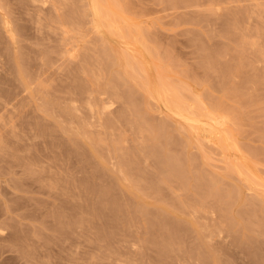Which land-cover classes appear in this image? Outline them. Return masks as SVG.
Instances as JSON below:
<instances>
[{"label": "rangeland", "instance_id": "rangeland-1", "mask_svg": "<svg viewBox=\"0 0 264 264\" xmlns=\"http://www.w3.org/2000/svg\"><path fill=\"white\" fill-rule=\"evenodd\" d=\"M4 1L14 38L0 27V264H264V0H97L133 40L104 27L91 0ZM170 81L182 114L155 93Z\"/></svg>", "mask_w": 264, "mask_h": 264}, {"label": "bare ground", "instance_id": "bare-ground-1", "mask_svg": "<svg viewBox=\"0 0 264 264\" xmlns=\"http://www.w3.org/2000/svg\"><path fill=\"white\" fill-rule=\"evenodd\" d=\"M2 1H4V0H2ZM27 1H28V0H27ZM98 1H99V0H98ZM98 1H97V0H91V2H92L91 6H92V9H93V12H94L93 15H95V17H98L99 20H100V22H101V21L103 22L102 24L105 25L104 27L107 26V27L113 28L114 31H115V33H116V31H117V33L119 34V36H121V37H123V38H127V36L130 35V34H128V33L126 32V33L128 34V35H126V34L124 33V31H126V30H127L126 28H128V29H129V30H128L129 33H130V32H133V31H131V29H130L131 27H130V26H129V27L127 26V27L125 28V30H124V29H123L124 26H123V28H122L123 31H121V30L119 29V28H121L120 26H119V28H118V25H117V27H116V25L113 24L114 22H113V23L110 22V21H111V18L108 19V17H109L108 15H109V14H107V13H108L110 10H113V9H110L109 11H106V12H105V10H107V9H105V10L102 9L101 6L99 5V2H98ZM114 1H115V0H114ZM183 1H184V0H183ZM188 1H189V0H188ZM216 1H217V0H216ZM216 1H215V2H216ZM237 1H238V0H237ZM4 2H5V1H4ZM4 2H3V4H4ZM46 2H47V1H46ZM54 2H57V1H54ZM60 2H61V1H60ZM175 2H176V0H175ZM212 2H213V1H212ZM234 2H235V1H234ZM35 3H36V1H35ZM40 3H41V2H40ZM48 3H50V2H48ZM103 3H104V2H103ZM112 3H113V2H112ZM116 3H117V2H116ZM188 3H189V2H188ZM8 4H9V2H8ZM33 4H34V3H33ZM51 4H52V3H51ZM56 4H57V3H56ZM62 4H63V3H62ZM212 4H213V3H212ZM218 4H219V3H218ZM0 5H1V4H0ZM6 5H7V4H6ZM12 5H13V3H12ZM34 5H35V4H34ZM36 5H37V4H36ZM59 5H60V4H59ZM117 5H118V4H117ZM189 5H190V4H189ZM10 6H11V5H10ZM39 6H40V5H39ZM105 6H106V5H105ZM113 6H115V5H113ZM0 7H2V5H1ZM24 7H25V6H24ZM41 7H42V6H41ZM44 7H45V6H44ZM58 7H59V6H58ZM58 7H57V8H58ZM62 7H63V6H62ZM116 7H117V6H116ZM212 7H213V6H212ZM248 7H249V6H248ZM5 8H6V7H5ZM9 8H10V7H9ZM9 8H8V9H9ZM109 8H110V7H109ZM109 8H108V9H109ZM0 9H1V8H0ZM3 9H4V8H3ZM27 9H28V8H27ZM35 9H36V7H35ZM37 9H39V8L37 7ZM44 9H45V8H44ZM44 9H43V10H44ZM54 9H55V8H54ZM118 9H120V8H118ZM247 9H248V8H247ZM249 9H250V8H249ZM1 10H2V9H1ZM4 10H5V9H4ZM4 10H3V12H0V27H2L3 30L9 35L10 39H13V38H14V34H13L12 26H11V21H10V18H9V16H8V14H7V13H4V12H5ZM32 10H33V9H32ZM39 10H41V9H39ZM56 10H57V9H56ZM61 10H62V8H61ZM251 10H252V9H251ZM6 11H7V10H6ZM8 11H9V10H8ZM8 11H7V12H8ZM52 11H53V9H52ZM113 11H114V10H113ZM113 11H112V12H113ZM247 11H248V10H247ZM33 12H34V11H33ZM112 12H111V13H112ZM245 12H246V11H245ZM252 12H253V11H252ZM22 13H23V12H22ZM41 13H44V12H41ZM54 13H55V12H54ZM109 13H110V12H109ZM111 13H110V15H111ZM9 14H10V12H9ZM32 14H33V13H32ZM45 14H46V13H45ZM57 14H58V13H57ZM247 14H248V12H247ZM249 14H250V13H249ZM252 14H253V13H252ZM14 15H15V14H14ZM41 15H42V14H41ZM55 15H56V14H55ZM244 15H245V14H244ZM31 16H32V15H31ZM63 16H64V15H63ZM252 16H253V15H252ZM16 17H17V16H16ZM32 17H33V16H32ZM57 17H58V16H57ZM60 17H61V16H60ZM60 17H59V18H60ZM64 17H66V16H64ZM64 17H63V18H64ZM111 17H112V15H111ZM113 17H114L113 19L115 20L116 18H115L114 15H113ZM263 17H264V16H263ZM33 18H34V17H33ZM46 18H47V17H46ZM230 18H231V17H230ZM246 18H247V17H246ZM12 19H13V18H12ZM232 19H233V17H232ZM232 19H231V20H232ZM34 20H35V19H34ZM70 20H71V19H70ZM70 20H68V21H70ZM109 20H110V21H109ZM249 20H250V18H249ZM32 21H33V20H32ZM35 21H36V20H35ZM51 22H52V21H51ZM51 22H50V25L52 24ZM115 22H116V21H115ZM232 22H233V21H232ZM71 23H72V22H71ZM116 23H117V22H116ZM121 23H122V22H121ZM67 24H68V23H67ZM77 24H78V23H77ZM100 24H101V23H99V28H100ZM117 24H119V23H117ZM245 24H246V23H245ZM245 24H244V26H246ZM262 24H263V23H262ZM44 25H45V24H44ZM48 25H49V24H48ZM48 25H47V26H48ZM68 25H69V24H68ZM72 25H73V24H72ZM231 25H232V24H231ZM74 26H75V25H74ZM77 26H78V25H77ZM121 26H122V25H121ZM228 26H229V24H228ZM228 26H227V27H228ZM72 27H73V26H72ZM66 28H67V27H66ZM79 28H81V27L79 26ZM247 28H248V27H247ZM50 29H52V27H51ZM108 29H109V28H108ZM1 30H2V29H1ZM28 30H29V29H28ZM75 30H76V29H75ZM75 30H74V31H75ZM79 30H80V32H81L82 29H79ZM106 30H107V28H106ZM53 31H54V30H53ZM72 31H73V28H72ZM109 31H110V29H109ZM111 31H112V30H111ZM140 31H141V30H140ZM78 32H79V31H78ZM56 33H57V32H56ZM135 33H136V31H134V34H135ZM137 33H138V31H137ZM137 33H136V34H137ZM140 33H141V32H140ZM145 33H146V32H145ZM145 33H144V34H145ZM2 34H3V33H2ZM60 34H61V33H60ZM105 34H106V33H105ZM136 34H135V36H136ZM247 34H248V33H247ZM262 34H263V33H262ZM58 35H59V34H58ZM63 35H66V34H63ZM112 35L114 36L113 33H112ZM137 35H139V34H137ZM102 36H103V35H102ZM131 36H132V35H131ZM133 36H134V35H133ZM135 36H134V38L137 37V36H136V37H135ZM140 36H144V35H140ZM263 36H264V35H263ZM6 37H7V36H6ZM58 37H59V36H58ZM60 37H61V36H60ZM110 37H111V36H110ZM255 37H256V36H255ZM65 38H66V37H65ZM65 38H63V39H65ZM107 38H108V37H107ZM112 38H113V37H112ZM114 38H115V37H114ZM134 38H133V39H134ZM142 38L145 39V37H142ZM15 39H16V38H15ZM63 39H62V40H63ZM80 39H81V38H80ZM129 39L131 40L132 38L128 36V40H129ZM133 39H132V40H133ZM258 39H259V37H258ZM58 40H59V39H58ZM77 40H79V38H78ZM104 40H105V39H104ZM60 41H61V39H60ZM105 41H106V40H105ZM95 42H96V41H95ZM113 42H114V41H113ZM113 42H110V43L113 44ZM115 42H117V40H116ZM115 42H114V43H115ZM65 43H66V40H65ZM65 43H63V44H65ZM67 43H68V42H67ZM84 43H85V41H84ZM126 43H127V44H130V43H133V41H132V42L126 41ZM144 43H145V42H144ZM6 44H7V43H6ZM61 44H62V43H61ZM61 44H59V45H61ZM75 44H76V43H75ZM122 44H124V43H122ZM256 44H257V42H256ZM65 45H66V44H65ZM118 45H119V44H118ZM253 45H254V43H253ZM87 46H88V45H87ZM95 46H96V45H95ZM104 46H105V45H104ZM108 46H109V44H108ZM115 46H116V45H115ZM115 46H114V47H115ZM122 46H123V45H122ZM8 47H9V46H8ZM17 47H18V46H17ZM74 47H75V46H72L71 48H66V49H65V51H66L71 57H73V59H74V57H77L76 54H75L76 56L74 55V51H73ZM88 47H89V46H88ZM119 47H120V46H119ZM128 47H129V45H128ZM134 47H135V46H134ZM91 48H92V47H91ZM94 48H95V47H94ZM109 48H110V46H109ZM115 48H116V47H115ZM117 48H118V47H117ZM17 49H18V48H17ZM87 49H88V48H87ZM119 49H120V48H119ZM128 49H129V48H128ZM135 49H136V48H135ZM150 49H151V48H150ZM150 49H149V50H150ZM74 50H75V49H74ZM110 50H111V49H109V51H110ZM130 50H131V49H130ZM130 50H129V51H130ZM149 50H148V51H149ZM7 51H8V50H7ZM65 51H64V52H65ZM90 51H92V50H90ZM93 51H94V50H93ZM112 51H114V48H113ZM42 52H43V51H42ZM45 52H46V51H45ZM120 52H121V54H122L121 49H120ZM132 52H133V51H132ZM75 53H76V52H75ZM88 53H91V52H88ZM128 53H129V52H128ZM261 53H262V52H261ZM44 54H45V53H44ZM59 54H60V53H59ZM105 54H106V53H105ZM111 54H112V53H111ZM2 55H3V54H2ZM47 55H48V54H47ZM89 55H90V54H89ZM57 56H59V55H57ZM91 56H92V55H91ZM108 56H110V55H108ZM112 56H113V55H112ZM136 56H137V55H136ZM8 57H9V56H8ZM67 57H68V56H67ZM71 57H70V58H71ZM110 57H111V56H110ZM123 57H125V56H123ZM50 58H51V57H50ZM95 58H96V57H95ZM139 58H140V57H139ZM8 59H9V58H8ZM41 59H42V58H41ZM79 59H80V57H79ZM120 59H121V58H120ZM140 59H141V58H140ZM44 60H45V59H44ZM69 60H70V59H69ZM122 60H123V59H122ZM124 60H127V59H124ZM144 60H145V59H144ZM147 60H148V59H147ZM3 61H4V60H3ZM21 61H22V60H21ZM59 61H60V60H59ZM59 61H58V62H59ZM65 61H66V60H65ZM127 61H128V60H127ZM131 61H132L131 63H134V62H137L138 60H136V61L131 60ZM133 61H134V62H133ZM140 61H141V60H140ZM37 62H38V60H37ZM41 62H42V61H41ZM44 62H45V61H44ZM52 62H53V61H52ZM54 62H55V61H54ZM60 62L62 63V61H60ZM71 62H72V61H71ZM71 62H69V63H71ZM114 62H115V61H113V63H114ZM128 62H129V61H128ZM128 62H126V63H128ZM18 63H19V62H18ZM30 63H31V62H30ZM45 63H46V62H45ZM67 63H68V61H67ZM124 63H125V61H124ZM138 63H139V62H138ZM145 63H146V62H145ZM77 64H78V63H77ZM139 64H140V63H139ZM19 65H20V64H19ZM33 65H34V63H33ZM38 65H39V64H38ZM54 65H55V64H54ZM74 65H75V64H74ZM80 65H81V64H80ZM131 65H132V64H130V67H131ZM133 65L136 67L137 63H136V64L134 63ZM241 65H242V64H241ZM0 66H2V63H1ZM42 66H43V65H42ZM58 66H59V65H58ZM58 66H57V67H58ZM63 66H64V65H63ZM99 66H100V65H99ZM126 66H128V65H126ZM126 66H125V68H126ZM134 66H133V67H134ZM139 66H140V65H139ZM143 66H144L143 68H142V66L140 67L142 70L145 68V64H144ZM4 67H5V66H4ZM4 67H3V69H4ZM6 67H7V66H6ZM31 67H32V65H31ZM34 67H35V66H34ZM39 67H40V66H38V68H39ZM53 67H56V66H53ZM53 67H52V68H53ZM64 67H65V66H64ZM64 67H63V68H64ZM72 67H73V66H72ZM72 67L68 66V68H69L70 70L72 69ZM76 67H77V66H76ZM82 67H83V66H82ZM128 67H129V66H128ZM130 67H129V68H126V71H127V69L130 70ZM38 68H37V69H38ZM61 68H62V66H61ZM61 68L59 69L60 71L62 70ZM68 68H67L66 70H68ZM84 68H85V67H84ZM97 68H98V67H97ZM99 68H101V67H99ZM125 68H124V69H125ZM131 68H132V67H131ZM136 68H137V67H136ZM263 68H264V67H263ZM20 69H21V67H20ZM64 69H65V68H64ZM75 69H76V68H75ZM88 69H89V68H88ZM92 69H93V68H92ZM138 69H139V68L136 69V72H138V71H137ZM39 70H40V69H39ZM57 70H58V68H57ZM73 70H74V68H73ZM97 70H98V69H97ZM142 70H141V71H142ZM145 70H146V68H145ZM145 70H144V71H145ZM36 71H37V70H36ZM85 71H86V70H85ZM91 71H92V70H91ZM98 71H99V70H98ZM141 71H140V72H141ZM146 71L148 72V70H146ZM1 72H2V71H1ZM33 72H34V71H33ZM38 72H39V71H38ZM58 72H59V71H58ZM66 72H67V71H66ZM151 72H152V71H151ZM12 73H13V72H12ZM35 73H36V72H35ZM72 73H73V71H72ZM76 73H77V72H76ZM90 73H92V72H90ZM94 73H95V72H94ZM141 73H142V72H141ZM25 74H26V73H25ZM33 74H34V73H33ZM62 74H63V73H62ZM84 74H86V73L84 72ZM132 74H133V73H132ZM146 74H147V73H146ZM40 75H41V74H40ZM92 75H93V73H92ZM97 75H98V73H97ZM123 75H124V73H123ZM139 75H140V74H139ZM147 75H148V74H147ZM152 75H153V73H152ZM9 76H10V74H9ZM37 76H39V75L37 74ZM79 76H80V75H79ZM89 76H90V74H89ZM154 76H155V75H154ZM158 76H159V75H158ZM61 77H62V76H61ZM80 77H81V76H80ZM93 77H94V75H93ZM137 77H138V76H137ZM142 77H143V76H142ZM160 77L162 78V76H160ZM165 77H166V76H165ZM42 78H43V77H42ZM75 78H77V77H75ZM75 78H74V79H75ZM78 78H79V77H78ZM94 78H96V77H94ZM124 78H125V76H124ZM130 78H132V77H130ZM143 78L146 79L145 77H143ZM163 78H164V74H163ZM163 78H162V79H163ZM125 79H126V78H125ZM156 79H157V77H156ZM162 79H161V80H162ZM164 79H165V78H164ZM166 79H167V78H166ZM16 80H17V79H16ZM39 80H40V78H39ZM41 80H42V79H41ZM64 80H65V79H64ZM67 80H68V79H67ZM95 80H96V79H95ZM131 80H132V79H131ZM146 80H147V79H146ZM5 81H6V80H5ZM75 81H76V80H75ZM126 81H127V80H126ZM165 81H167V80H165ZM165 81L163 80V82H165ZM39 82H40V81H39ZM43 82H44V81H43ZM45 82H46V81H45ZM45 82H44V83H45ZM116 82H117V81H116ZM160 82H161V81H160ZM171 82H172V81L167 82V83H168V86H169V84H171ZM10 83H11V82H10ZM18 83H19V82H18ZM44 83H43L42 85H44ZM125 83H126V82H125ZM136 83H137V82H136ZM122 84H123V81H122ZM138 84H139V83H138ZM141 84H142V83H141ZM141 84H140V86H143V85H141ZM148 84H149V83H148ZM172 84H173V83H172ZM172 84H171V86H172ZM16 85H17V83H16ZM42 85H41V86H42ZM65 85H66V84H65ZM110 85H111V84H110ZM130 85H131V84H130ZM163 85H167V84L164 83ZM163 85H162V86H163ZM175 85H176V84H175ZM177 85H178V84H177ZM5 86H6V85H5ZM20 86H21V85H20ZM49 86H50V85H49ZM76 86H77V85H76ZM96 86H97V85H96ZM114 86H115V85H114ZM154 86H155V85H154ZM15 87H16V86H14V88H15ZM17 87H18V86H17ZM99 87H100V86H99ZM111 87H112V86H111ZM18 88H19V87H18ZM47 88H48V87H46V89H47ZM68 88H69V87H68ZM119 88H121V87H119ZM154 88H157V87L155 86ZM170 88H171V87H170ZM173 88H175V87L172 86V89H173ZM15 89H17V88H15ZM15 89H14V90H15ZM115 89H116V88H115ZM117 89H118V88H117ZM117 89H116V90H117ZM172 89H169L167 86H166V88L163 86V87L160 88V89H157V90L155 89V90H156L155 93H157V95H158L159 97L164 98V99L168 102V105H169V104L172 105L173 108L176 109V113H178V114H182V113H183L182 111H183V110L185 111V109H184L185 107H182V106H183V105H182L183 103H182V102H179V101H181V100L177 97V94L180 95V92L177 93V91H175L176 89H175V90H174V89L172 90ZM177 89H178V88H177ZM12 90H13V89H12ZM17 90H19V89H17ZM99 90H100V89H99ZM106 90H108V89H106ZM150 90H151V89H150ZM179 90H180V89H179ZM179 90H178V91H179ZM235 90H236L235 92L238 91L237 89H235ZM20 91H21V90H20ZM20 91H19V93H20ZM47 91H48V90H47ZM50 91H51V90H50ZM73 91H74V90H73ZM102 91H105V90H102ZM113 91H114L113 93H115V95H117V96H119V97H125V96H126L125 94L122 93V91H121V93H120L122 96H121V95H118V93H117L115 90H113ZM148 91H149V90H148ZM174 91H175V92H174ZM241 91H242V90H241ZM1 92H2V91H1ZM14 92H15V91H14ZM24 92H25V91H24ZM26 92H27V91H26ZM71 92H72V91H71ZM149 92L151 93V91H149ZM238 92H239V91H238ZM2 93H3V92H2ZM6 93H7V92H6ZM51 93H52V92H51ZM105 93H107V92H105ZM8 94H9V93H8ZM44 94L46 95L47 93H44ZM66 94H67V92H66ZM108 94H109V93H108ZM110 94H111V93H110ZM139 94H140V93H139ZM139 94H138V95H139ZM240 94H241V93H240ZM3 95H4V94H3ZM13 95H14V94H13ZM15 95H16V94H15ZM38 95H39V94H38ZM38 95H37V96H38ZM40 95H41V94H40ZM48 95H49V93H48ZM70 95H71V94H70ZM73 95H74V94H73ZM153 95H154V94H153ZM157 95H156V96H157ZM9 96H10V95H9ZM22 96H23V95H22ZM53 96H54V94H53ZM97 96H98V95H97ZM97 96H96V97H97ZM151 96H152V94H151ZM0 97H1V96H0ZM40 97H41V96H40ZM66 97H67V96H66ZM76 97H77V96H76ZM137 97H138V96H137ZM154 97H155V96H154ZM11 98H12V97H11ZM14 98H15V97H14ZM49 98H50V97H49ZM64 98H65V97H64ZM81 98H82V96H81ZM109 98H111V97L109 96ZM112 98H113V97H112ZM135 98H136V96H135ZM157 98H158V97H157ZM180 98H181V96H180ZM7 99H8V98H7ZM34 99H35V98H34ZM37 99H38V98H37ZM46 99H48V98H46ZM52 99H53V98H52ZM68 99H70V98H68ZM96 99H97V98H96ZM100 99H101V98H100ZM113 99H114V98H113ZM119 99H120V98H119ZM136 99H137V98H136ZM155 99H156V98H155ZM182 99H183V98H182ZM0 100H1V99H0ZM4 100H5V98H4ZM11 100H12V99H11ZM50 100H51V99H50ZM66 100H67V99H66ZM73 100H74V99H73ZM75 100H76V99H75ZM101 100H102V99H101ZM109 100H110V102H111V99H109ZM159 100H160V99H159ZM159 100H158V101H159ZM68 101H69V100H68ZM70 101H71V100H70ZM140 101H141V100H140ZM214 101H215V100H214ZM13 102H14V101H13ZM54 102H55V101H54ZM65 102H66V101H65ZM97 102H98V101H97ZM102 102H103V100H102ZM125 102H126V101H125ZM125 102H124V103H125ZM183 102H185V101H183ZM1 103H2V102H1ZM1 103H0V104H1ZM23 103H24V101H23ZM48 103H49V101H48ZM48 103H47V104H48ZM70 103H71V102H70ZM79 103H81V102H79ZM106 103H107V102H106ZM124 103H123V104H124ZM126 103H127V102H126ZM181 103H182V104H181ZM211 103H212V102H211ZM219 103H221V102H219ZM5 104H6V103H5ZM8 104H9V101H8ZM11 104H12V103H11ZM15 104H16V103H15ZM36 104L39 105L38 103H36ZM65 104H66V103H65ZM120 104H121V102H120ZM135 104H136V103H135ZM67 105H68V103H67ZM69 105H70V104H69ZM100 105H101V104H100ZM124 105H125V104H124ZM124 105H122V106H124ZM128 105H129V104H128ZM131 105H132V104H131ZM170 105H169V106H170ZM55 106H56V105H55ZM61 106H62V105H61ZM71 106H72V105H71ZM97 106H98V105H97ZM101 106H102V105H101ZM103 106H105V105H103ZM103 106H102V107H103ZM136 106H137V108L139 107L138 105H136ZM140 106H141V105H140ZM172 106H170V107H172ZM184 106H185V105H184ZM187 106H188V105H187ZM187 106H186V108H187ZM5 107H6V106H5ZM48 107H50V106H48ZM56 107H57V106H56ZM58 107H59V105H58ZM68 107H70V106H68ZM125 107H126V106H125ZM125 107H124V108H125ZM130 107H131V106H130ZM141 107H142V106H141ZM164 107H165V106H164ZM218 107H219V106H218ZM100 108H101V107H100ZM106 108H107V107H106ZM135 108H136V107H135ZM137 108H136V109H137ZM139 108H140V107H139ZM139 108H138V109H139ZM166 108H167V107H166ZM189 108H190V107H189ZM215 108H216V107H215ZM215 108H214V109H215ZM1 109L3 110V108H0V110H1ZM11 109H14V108L11 107ZM51 109H52V108H51ZM58 109H59V108H58ZM97 109H98V108H97ZM128 109H129V108H128ZM205 109H207V108H205ZM36 110H37V109H36ZM46 110H47V109H46ZM95 110H96V109H95ZM103 110H104V108H103ZM115 110H116V109H115ZM134 110H135V109H134ZM139 110H140V109H139ZM190 110H191V109H190ZM215 110H217V109H215ZM16 111H17V110H16ZM44 111H45V110H44ZM47 111H48V110H47ZM53 111H54V110H53ZM56 111H57V110H56ZM67 111H68V110H67ZM109 111H110V110H109ZM111 111H112V110H111ZM113 111H114V110H113ZM122 111H123V110H122ZM188 111H189V110H188ZM213 111H214V110H213ZM11 112H12V111H11ZM48 112H49V111H48ZM61 112H62V111H61ZM71 112H72V111H71ZM97 112H98V111H97ZM102 112H103V111H101V113H102ZM120 112H121V111H120ZM124 112H126V110H125ZM124 112H123V113H124ZM142 112L144 113V111H142ZM193 112H194V111H193ZM193 112H191L192 115L194 114ZM217 112H218V110H217ZM217 112H216V113L213 112V113H215V114H219L220 111H219L218 113H217ZM2 113H3V112H2ZM2 113H1V114H2ZM14 113H15V112H14ZM14 113H13V114H14ZM59 113H60V112H59ZM59 113H58V114H59ZM104 113H105V112H104ZM109 113L111 114V112H109ZM136 113H137V112H136ZM140 113H141V112H140ZM196 113H197V112H196ZM196 113H195V114H196ZM220 113H221V112H220ZM17 114H18V113H17ZM50 114H51V112H50ZM56 114H57V113H56ZM90 114H91V113H90ZM195 114H194V115H195ZM198 114H199V113H198ZM198 114H197V115H198ZM222 114H223V113H222ZM18 115H19V114H18ZM18 115H17V116H18ZM37 115H39V114H37ZM102 115H103V114H102ZM138 115H139V114H138ZM138 115H137V117H138ZM140 115H141V114H140ZM142 115H143V114H142ZM192 115H191V116H192ZM206 115L209 117V116L212 115V114L208 115V113H207ZM219 115H220V114H219ZM226 115H227V114H226ZM94 116H95V115H94ZM105 116H107V115L104 114V117H105ZM108 116H109V115H108ZM120 116H122V115H120ZM198 116H199V115H198ZM200 116H201V115H200ZM207 116H206V117H207ZM223 116H224V115H223ZM0 117H2V116H0ZM3 117H4V116H3ZM40 117H41V115H40ZM49 117H50V116H49ZM57 117H58V116H57ZM61 117H62V115H61ZM104 117H102V118H104ZM126 117H127V116H126ZM195 117H196V116H195ZM195 117H187V116H184V118L187 120V122L189 121V122H191L192 124L195 123V126H196V123H197L199 120H198V118L196 119ZM206 117H205V118H206ZM208 117H207V119H208ZM219 117H220V116H218V118H217V116H216V117H213V121H215V123H217V125H218V124H222V123H221V120H222V119H221V120H217V119H220ZM221 117H222V116H221ZM89 118H90V117H89ZM102 118H101V119H102ZM106 118H107V117H106ZM108 118H110V117H108ZM111 118H112V117H111ZM127 118H128V117H127ZM139 118H140V117H139ZM143 118H144V116H143ZM201 118H202V116H201ZM2 119H3V118H2ZM62 119H63V118H62ZM98 119H99V118H98ZM101 119H100V120H101ZM121 119H122V118H121ZM125 119H126V118H125ZM129 119H130V118H128V120H129ZM224 119H225V118H224ZM0 120H1V119H0ZM19 120H20V119H19ZM87 120H88V119H87ZM111 120H112V119H111ZM130 120H133V119H130ZM139 120H140V119H139ZM142 120H143V119H142ZM144 120H145V119H144ZM56 121H57V120H56ZM61 121H62V120H61ZM137 121H138V119H137ZM37 122H38V121H37ZM62 122H63V121H62ZM90 122H91V121H90ZM92 122L94 123V121H92ZM165 122H166V121H165ZM165 122H164V123H165ZM4 123H5V122H4ZM12 123H13V122H12ZM34 123H36V122H34ZM40 123H41V122H40ZM100 123H101V122H100ZM130 123H132V122H130ZM133 123H134V122H133ZM140 123H142V122H140ZM160 123H161V122H160ZM162 123H163V122H162ZM1 124H2V123H1ZM48 124H49V123H48ZM58 124H59V123H58ZM63 124H65V123H63ZM101 124H103V123H101ZM199 124H201V123H199ZM4 125H5V124H4ZM41 125L44 126L45 124H44V123H43V124L41 123ZM41 125H40V126H41ZM137 125H138V124H137ZM140 125H141V124H140ZM204 125H205V124H204ZM6 126H7V125H6ZM24 126H25V125H24ZM46 126H47V125H46ZM48 126H49V125H48ZM64 126H65V125H64ZM100 126H101V125H100ZM138 126H139V125H138ZM159 126H162V125H159ZM164 126H165V125H164ZM205 126H206V125H205ZM218 126H219V125H218ZM1 127H2V126H1ZM103 127H104V126H103ZM139 127H140V126H139ZM202 127H203V125H202ZM11 128H12V127H11ZM13 128H14V127H13ZM13 128H12V130H13ZM39 128H42V127H39ZM46 128H48V127H46ZM60 128H62V127L60 126ZM92 128H96V127H94V125H93ZM132 128H133V127H132ZM151 128H152V127H151ZM161 128H162V127H161ZM180 128H181V127H180ZM190 128H191V127H190ZM193 128L195 129L194 126H193ZM218 128H219V127H218ZM5 129H7V128H5ZM33 129H34V128H33ZM36 129H37V128H36ZM44 129H45V128H44ZM153 129H154V128H153ZM203 129H204V128H203ZM8 130H9V129H8ZM10 130H11V129H10ZM10 130H9V131H10ZM37 130L39 131V129H37ZM65 130H66V129H65ZM96 130H97V129H96ZM165 130H166V129H165ZM180 130H181V129H180ZM183 130H184V129H183ZM208 130H209V128H208ZM223 130H224V129H223ZM1 131H2V130H1ZM9 131H8V132H9ZM40 131H41V130H40ZM105 131H106V130H105ZM150 131H151V130H150ZM166 131H167V130H166ZM194 131H195V130H194ZM196 131H197V130H196ZM225 131H227V130H225ZM2 132H3V131H2ZM10 132H11V131H10ZM15 132H16V131H15ZM41 132H42V131H41ZM93 132H94V131H93ZM153 132H154V130H153ZM0 133H1V132H0ZM35 133H36V132H35ZM38 133H39V132H38ZM38 133H37V134H38ZM227 133H228V132H227ZM4 134H5V133H4ZM8 134H9V133H8ZM11 134H12V133H11ZM20 134H21V133H20ZM93 134H94V133H93ZM95 134H96V133H95ZM95 134H94V135H95ZM104 134H105V133H104ZM163 134H164V133H163ZM223 134H224V132H223ZM225 134H226V132H225ZM23 135H24V134H23ZM23 135H22V136H23ZM41 135H42V134H41ZM69 135H70V134H69ZM89 135H90L89 137L91 138V135H92L91 132H90ZM101 135H103V134H101ZM117 135H118V133H117ZM228 135H229V134H228ZM1 136H2V135H1ZM9 136H10V135H9ZM38 136H39V135H38ZM115 136H116V135H115ZM120 136H121V134H120ZM165 136H166V135H165ZM42 137H44V136H42ZM70 137H71V136H70ZM92 137H94V136H92ZM99 137H100V136H99ZM122 137H123V136H122ZM167 137H168V136H167ZM219 137H220V136H219ZM219 137H218V138H219ZM227 137H228V136H227ZM2 138H3V137H2ZM12 138H13V135H12ZM97 138H98V137H97ZM0 139H1V138H0ZM22 139H23V138H22ZM95 139H96V138H95ZM100 139H102V138H100ZM100 139H99V140H100ZM116 139H117V138H116ZM220 139L222 140V138H220ZM228 139H229V138H228ZM2 140H4V139H2ZM13 140L15 141V139H13ZM71 140L74 141L73 139H71ZM99 140H98V141H99ZM102 140H103V139H102ZM118 140H119V139H118ZM121 140H122V139H121ZM152 140H153V139H152ZM166 140L168 141V139H166ZM231 140H232V137H231ZM231 140H230V141H231ZM44 141H45V140H44ZM88 141H89V139H88ZM91 141H93V140H91ZM94 141H95V140H94ZM158 141H160V140H158ZM225 141H226V138H225ZM0 142H1V141H0ZM4 142H5V141H4ZM99 142H100V141H99ZM116 142H117V141H116ZM219 142H220V141H219ZM228 142H229V141H228ZM231 142H232V141H231ZM6 143H7V142H6ZM10 143H11V142H10ZM14 143H15V142H14ZM35 143H36V142H35ZM43 143H44V142H43ZM90 143H92V142H90ZM93 143H94V142H93ZM160 143H161V142H160ZM223 143H224V142H223ZM233 143H234V142H233ZM96 144H97V143H96ZM119 144H120V143H119ZM0 145H1V144H0ZM12 145H13V144H12ZM14 145H15V144H14ZM150 145H151V144H150ZM157 145H158V144H157ZM234 145H235V144H234ZM6 146H7V145H6ZM28 146H29V145H28ZM55 146H56V145H55ZM227 146H228V143H227ZM230 146H231V144H230ZM56 147H57V146H56ZM91 147H92V146H91ZM93 147H94V146H93ZM146 147H147V146H146ZM225 147H226V146H225ZM12 148H13V147H12ZM119 148H120V147H119ZM124 148H126V147H124ZM152 148H153V147H152ZM33 149H34V148H33ZM56 149H57V148H56ZM94 149H95V148H94ZM143 149H144V148H143ZM162 149H163V148H162ZM222 149H223V147H222ZM37 150H38V149H37ZM40 150H41V148H40ZM136 150H137V149H136ZM148 150H149V149H148ZM30 151H31V150H30ZM65 151H67V150H65ZM146 151H147V150H146ZM125 152H126V151H125ZM224 152H225V151H224ZM126 153H127V152H126ZM137 153H138V152H137ZM145 153H146V152H145ZM150 153H151V152H150ZM66 154H67V153H66ZM147 154H148V153H147ZM123 155H124V153H123ZM125 155H126V154H125ZM166 155H167V153H166ZM67 157H68V154H67ZM124 157H125V156H124ZM127 157H128V156H127ZM175 157H176V156H175ZM50 158H51V157H50ZM65 158H66V157H65ZM65 158H64V159H65ZM80 158H81V156H80ZM176 158H177V157H176ZM57 159H58V158H57ZM127 159H128V158H127ZM163 159H164V157H163ZM54 160H55V159H54ZM65 160H67V159H65ZM125 160H126V159H125ZM128 160H130V159H128ZM177 160H178V159H176V161H177ZM33 161H34V159H33ZM160 161H161V160H160ZM169 161H170V160H169ZM70 162H71V161H70ZM232 162H233V161H232ZM34 163H35V162H34ZM36 163H37V162H36ZM50 163H51V162H50ZM55 163H56V162H55ZM126 163H127V162H126ZM167 163H168V162H167ZM236 163H237V162H236ZM67 164H68V163H67ZM112 164H113V163H112ZM165 164H166V163H165ZM35 165H37V164H35ZM71 165H72V164H71ZM163 165H164V164H163ZM168 165H169V163H168ZM38 166H39V163H38ZM38 166H37V167H38ZM52 166H53V165H52ZM72 166H73V165H72ZM115 166H116V165H115ZM126 166H128V165H125V167H126ZM129 166H130V165H129ZM174 166H175V164H174ZM55 167H56V165H55ZM69 167H70V166H69ZM112 167H113V166H112ZM112 167L110 166L111 169H112ZM159 167H160V166H159ZM165 167H166V165H165ZM172 167H173V164H172ZM52 168H53V167H52ZM67 168H68V167H67ZM70 168H71V167H70ZM110 168H109V169H110ZM54 169H56V168H54ZM71 169H72V168H71ZM167 169H168V168H167ZM177 169H178V168H177ZM38 170H39V168H38ZM67 170H68V169H67ZM129 170H131V169H129ZM173 170H175V169H173ZM182 170H183V169H182ZM238 170H239V168H238ZM63 171H64V170H63ZM131 171H132V170H131ZM168 171H169V170H168ZM175 171H176V170H175ZM184 171H185V170H184ZM38 172H39V171H38ZM52 172H53V171H52ZM59 172H60V171H59ZM72 172H74V171H72ZM125 172H126V171H125ZM125 172H124V173H125ZM166 172H167V171H166ZM169 172H170V171H169ZM169 172H168V173H169ZM171 172H172V171H171ZM171 172H170V173H171ZM177 172H179V171H177ZM54 173H55V172H54ZM54 173H53V174H54ZM70 173H71V172H70ZM132 173H133V172H132ZM164 173H165V172H164ZM164 173H163V174H164ZM160 174H162V173H160ZM184 174H185V173H184ZM247 174H248V173H247ZM69 175H70V174H69ZM73 175H74V174H73ZM130 175H131V174H130ZM126 176H127V175H126ZM131 176H133V175H131ZM178 176H179V174H178ZM39 177H40V176H39ZM61 177H62V174H61ZM70 177H71V176H70ZM73 177H74V176H72V178H73ZM244 177H245V176H244ZM68 178H69V177H68ZM127 178H128V177H127ZM135 178H136V177H135ZM41 179H42V178H41ZM124 179H125V178H124ZM245 179H247V178H245ZM38 180H39V178H38ZM43 180H44V178H43ZM43 180H42V181H43ZM60 180H62V179H60ZM69 180L71 181V179H69ZM75 180H76V179H75ZM77 180H78V179H77ZM81 180H82V179H81ZM179 180H180V178H179ZM194 180H196V179H194ZM252 180H253V177L251 176V181H252ZM36 181H37V179H36ZM36 181H34V182H36ZM40 181H41V180H40ZM42 181H41V182H42ZM57 181H58V180H57ZM65 181H66V180H65ZM83 181H84V180H83ZM132 181H133V180H132ZM136 181H137V179L135 180V182H136ZM197 181H198V180H197ZM253 181H255V180H253ZM72 182H74V181H72ZM79 182H80V180H79ZM247 182H248V181H247ZM258 182H259V181H258ZM46 183H47V182H46ZM74 183H75V182H74ZM83 183H84V182H83ZM249 183H250V182H249ZM251 183H252V182H251ZM254 183H256V182H254ZM254 183H252V184H254ZM32 184H33V183H32ZM72 184H73V183H72ZM75 184H76V183H75ZM79 184H80V183H79ZM79 184H78V185H79ZM66 185H67V184H66ZM82 185H83V184H82ZM82 185H81V188H82ZM248 185H249V184H248ZM254 185H256V184H254ZM44 186H46V185H44ZM64 186H65V185H64ZM70 186H71V185H70ZM72 186H73V185H72ZM138 186H139V185H138ZM257 186H258V185H257ZM75 187H76V186H75ZM43 188H44V187H43ZM77 188H78V186H77ZM41 189H42V188H41ZM87 189H88V188H87ZM77 190H78V189H77ZM77 190H76L75 192H77ZM258 190H262V189L258 188ZM258 190H257V191H258ZM80 191H81V189L79 190V192H80ZM83 191H85V189H83ZM83 191H82V192H83ZM215 191H216V190H215ZM69 192H70V191H69ZM71 192H72V191H71ZM212 192H213V191H212ZM229 192H230V191H229ZM80 193H81V192H80ZM84 193H85V192H84ZM84 193H83V194H84ZM208 193H209V192H208ZM216 193H217V191H216ZM77 194H78V193H77ZM86 194H87V192H86ZM139 194H140V193H139ZM217 194H218V193H217ZM228 194H230V193H228ZM60 195H61V194H60ZM135 196H136V195H135ZM223 196H225V194H224ZM61 198H62V197H61ZM64 198H65V197H64ZM87 198H88V197H87ZM74 199H75V198H74ZM216 199H217V197H216ZM224 199H225V198H224ZM226 199H227V198H226ZM71 200H72V199H71ZM66 201H67V200H66ZM186 202H187V201H186ZM120 203H121V202H120ZM132 203H133V202H132ZM158 203H159V202H158ZM176 203H177V202H176ZM180 203H182V202H180ZM139 204H140V203H139ZM70 205H71V204H70ZM87 205H88V204H87ZM122 205H123V204H122ZM140 205H141V204H140ZM180 205H181V204H180ZM223 205H224V204H223ZM76 206H77V205H76ZM142 206H143V205H142ZM86 207H88V206H86ZM127 207H128V206H127ZM137 207H138V206H137ZM191 207H192V205H191ZM92 208H93V207H92ZM124 208H125V206H124ZM176 208H177V207H176ZM189 208H190V207H189ZM76 209H77V208H76ZM95 209H96V208H95ZM145 209H146V208H145ZM184 209H185V208H184ZM194 209H195V208H194ZM194 209H193V210H194ZM88 210H89V209H88ZM116 210H117V209H116ZM178 210H179V209H178ZM185 210H186V209H185ZM73 211H74V209H73ZM145 211H146V210H145ZM154 211H155V210H154ZM100 212H101V211H100ZM100 212H99V213H100ZM140 212H141V209H140ZM140 212H139V213H140ZM181 212H182V210H181ZM196 212H198V211H196ZM96 213H97V212H96ZM96 213H95V214H96ZM134 213H135V212H134ZM182 213H183V212H182ZM185 213H186V212H185ZM198 213H199V212H198ZM93 214H94V213H93ZM95 214H94V215H95ZM115 214H116V213H115ZM162 214H163V213H162ZM73 215H74V214H73ZM125 215H126V214H125ZM140 215H141V214H140ZM156 215H157V214H156ZM183 215H184V214H183ZM88 216H89V215H88ZM88 216H87V217H88ZM152 216H153V214H152ZM215 217H216V216H215ZM85 218H86V217H85ZM85 218H84V219H85ZM150 218H151V217H150ZM190 218H191V217H190ZM86 219H87V218H86ZM160 219H161V218H160ZM163 219H164V218H163ZM163 219H162V221H163ZM195 219H197V217H196ZM214 219H215V218H214ZM214 219H213V220H214ZM153 220H154V219H153ZM157 220H158V219H157ZM232 220H233V219H232ZM85 221H86V220H85ZM144 221H145V220H144ZM174 221H175V220H174ZM176 221H177V220H176ZM214 221H215V220H214ZM1 222H2V221H1ZM88 222H90V221H88ZM104 222H105V221H104ZM147 222H148V221H147ZM194 222H195V221H194ZM233 222H234V221H233ZM86 223H87V222H86ZM153 223H154V221H153ZM224 223H225V222H224ZM155 224H156V223H155ZM163 224H164V223H163ZM184 224H185V223H184ZM233 224H234V223H233ZM106 225H107V224H106ZM152 225H153V224H152ZM178 225H179V224H178ZM185 225H186V224H185ZM187 225H188V224H187ZM220 225H221V224H220ZM234 225H236V224H234ZM239 225H240V224H239ZM242 225H243V224H242ZM100 226H101V225H100ZM159 226H160V225H159ZM164 226H165V225H164ZM154 227H156V226H154ZM188 227H189V226H188ZM197 227H198V226H197ZM220 227H223V226H220ZM87 228H88V227H87ZM123 228H124V227H123ZM164 228H165V227H164ZM199 228H200V227H199ZM185 229H186V227H185ZM189 229H190V228H189ZM167 230H168V229H167ZM226 230H227V229H226ZM0 231H1V230H0ZM185 231H186V230H185ZM187 231H188V230H187ZM187 231H186V232H187ZM199 231H200V230H199ZM131 232H132V231H131ZM133 232H134V231H133ZM158 232H159V231H158ZM160 232H162V231H160ZM163 232L165 233V231H163ZM172 232H173V231H172ZM182 232H183V231H182ZM196 232H198V231H196ZM2 233H3V231H1V234H2ZM136 233H137V232H136ZM136 233H135V234H136ZM150 233H151V232H150ZM166 233H167V232H166ZM166 233H165V234H166ZM184 233H185V232H184ZM184 233H183V234H184ZM187 233H188V232H187ZM199 233H200V232H199ZM205 233H206V232H205ZM123 234H124V232H123ZM148 234H149V233H148ZM165 234H164V235H165ZM173 234H175V233H173ZM177 234H178V232H177ZM209 234H210V233H209ZM230 234H231V233H230ZM244 234H245V233H244ZM263 234H264V233H263ZM149 235H150V234H149ZM162 235H163V234H162ZM162 235H161V237H162ZM169 235H170V233H169ZM190 235H191V234H190ZM211 235H212V234H211ZM1 236H3V235H1ZM129 236H130V235H129ZM131 236H132V235H131ZM131 236H130V237H131ZM134 236H135V235H134ZM166 236H167V235H166ZM176 236H177V235H176ZM209 236H210V235H209ZM226 236H227V235H226ZM239 236H240V235H239ZM161 237H160V238H161ZM170 237H171V236H170ZM131 238H132V237H131ZM150 238H151V237H150ZM153 238H154V237H153ZM166 238H167V237H166ZM168 238H169V237H168ZM168 238H167L166 240H167V242L169 243V239H168ZM182 238H183V237H182ZM1 239H2V240H5V239L7 240V238H6L5 236H4V237H1ZM120 239H121V238H120ZM136 239H137V238H136ZM145 239H146V238H145ZM147 239H148V238H147ZM151 239H152V238H151ZM161 239H162V238H161ZM174 239H175V238H174ZM177 239H179V238H177ZM177 239H176V240H177ZM184 239H185V238H184ZM195 239H196V238H195ZM195 239H194V240H195ZM201 239H202V238H201ZM229 239H230V238H229ZM19 240H20V239H19ZM122 240H123V239H122ZM152 240L155 241L156 239H155V240L152 239ZM163 240H164V239H163ZM204 240H205V238H204ZM231 240H232V239H231ZM235 240H237V239H235ZM112 241H113V240H112ZM117 241H118V240H117ZM123 241H124V240H123ZM137 241H138V240H137ZM239 241H240V240H239ZM115 242H116V241H115ZM119 242H120V241H119ZM181 242H182V241H181ZM189 242H190V241H189ZM203 242H205V241H203ZM121 243H122V242H121ZM148 243H149V242H148ZM161 243L163 244L164 241H163V242L161 241ZM161 243H160V244H161ZM165 243H166V242H165ZM178 243H179V241H178ZM190 243H191V242H190ZM190 243H189V244H190ZM230 243H231V242H230ZM234 243H235V241H234ZM238 243H239V242H238ZM238 243H236V244H238ZM240 243H241V242H240ZM259 243H260V242H259ZM9 244H10V243H9ZM11 244H13V243H11ZM132 244H133V243H132ZM135 244H136V243H135ZM166 244H167V243H166ZM171 244H172V243L170 242V246H171ZM241 244H242V243H241ZM260 244H261V243H260ZM127 245H128V244H127ZM176 245H177V244H176ZM191 245H193V244L191 243ZM191 245H190V246H191ZM197 245H198V244H197ZM230 245H231V244H230ZM233 245H234V244H233ZM97 246H98V245H97ZM121 246H122V245H121ZM142 246H144V245H142ZM164 246H165V245H164ZM170 246H169V247H170ZM180 246H181V244H180ZM195 246H196V245H195ZM0 247H1V246H0ZM165 247H166V246H165ZM173 247H174V246H173ZM197 247H198V246H197ZM13 248H14V247H13ZM99 248H100V247H99ZM103 248H104V247H103ZM106 248H107V247H106ZM123 248H124V246H123ZM136 248H137V247H136ZM147 248H148V247H147ZM175 248H176V247H175ZM177 248H178L177 250H179V248H181V247H177ZM189 248H190V247H189ZM192 248H193V247H192ZM199 248H200V247H199ZM240 248H241V247H240ZM131 249H132V248H131ZM133 249H134V248H133ZM145 249H146V248H145ZM168 249H169V248H168ZM170 249H171V247H170ZM227 249H228V248H227ZM227 249H226V250H227ZM241 249H242V248H241ZM263 249H264V248H263ZM2 250H3V249H2ZM116 250H117V249H116ZM161 250H162V249H161ZM165 250H166V249H165ZM177 250H176V251H177ZM258 250H259V249H258ZM29 251H30V250H29ZM29 251H28V252H29ZM119 251H120V250H119ZM126 251H127V249H126ZM142 251H143V250H142ZM145 251H146V250H145ZM171 251H172V250H171ZM171 251L169 250V252H171ZM173 251H174V249H173ZM176 251H175V252H176ZM181 251H182V250H181ZM192 251H193V249H192ZM196 251H197V250H196ZM122 252H123V251H122ZM143 252H144V251H143ZM183 252H185V250H184ZM189 252H191L190 249H189ZM193 252H194V251H193ZM221 252H223V251H221ZM237 252H238V251H237ZM2 253H3V252H2ZM123 253H124V252H123ZM161 253H162V252H161ZM180 253H181V252H180ZM196 253H197V252H196ZM200 253H201V251H200ZM223 253H224V252H223ZM245 253H246V252H245ZM249 253H250V252H249ZM163 254H164V253H163ZM167 254H168V252H167ZM178 254H179V253H178ZM182 254H183V253H182ZM197 254H198V253H197ZM227 254H228V253H227ZM253 254H254V253H252V255H253ZM255 254H256V253H255ZM257 254H258V251H257ZM261 254H262V253H261ZM128 255H129V254H128ZM145 255H146V254H145ZM145 255H144V257L146 258ZM164 255H165V254H164ZM168 255H169V254H168ZM168 255H167V256H168ZM172 255H173V254H172ZM180 255H181V254H180ZM222 255H223V254H222ZM182 256H183V255H182ZM201 256H202V255H201ZM224 256H225V255H224ZM228 256H229V255H228ZM240 256H241V255H240ZM38 257H39V256H38ZM66 257H67V256H66ZM76 257H77V256H76ZM112 257H113V256H112ZM114 257H115V256H114ZM126 257H127V256H126ZM203 257H204V256H203ZM251 257H252V256H251ZM255 257H256V256H255ZM257 257H258V256H257ZM261 257H262V256H261ZM67 258H68V257H67ZM123 258H124V257H123ZM132 258H133V257H132ZM168 258H169V257H168ZM168 258H167V259H168ZM176 258H177V257H176ZM201 258H202V257H201ZM204 258H205V257H204ZM228 258H229V257H228ZM252 258H253V257H252ZM1 259H2V258H1ZM39 259H40V258H39ZM119 259H120V258H119ZM119 259H118V260H119ZM147 259H148V258H147ZM163 259H164V258H163ZM173 259H174V258H173ZM183 259L185 260V258H183ZM245 259H246V258H245ZM78 260H79V259H78ZM121 260L124 262V259H121ZM125 260H126V258H125ZM152 260H153V259H152ZM168 260H169V259H168ZM204 260H205V259L201 260V262L204 261ZM234 260H235V259H234ZM122 261H121V262H122ZM127 261H128V260H127ZM130 261H132V260H130ZM164 261H165V260H164ZM208 261H210V260H208ZM224 261H226V259H225ZM227 261H228V260H227ZM227 261H226V262H227ZM231 261H232V260H231ZM237 261H238V260H237ZM251 261H252V260H251ZM255 261H256V260H255ZM77 262H78V261H77ZM128 262H129V261H128ZM137 262H138V261H137ZM152 262H153V261H152ZM154 262H155V261H154ZM159 262H160V261H159ZM162 262H163V260H162ZM166 262H167V261H166ZM184 262H185V261H184ZM210 262H211V261H210ZM253 262H254V261H253ZM260 262H262V261L260 260ZM126 263H127V262H126ZM149 263H151V262H149ZM170 263H171V262H170ZM186 263H187V262H186ZM202 263H203V262H202ZM202 263H201V264H202ZM239 263H240V262H239ZM73 264H74V263H73ZM119 264H120V263H119ZM128 264H129V263H128ZM146 264H147V263H146ZM153 264H154V263H153ZM183 264H185V263H183ZM187 264H188V263H187ZM209 264H210V263H209ZM215 264H216V263H215ZM225 264H226V263H225ZM227 264H228V263H227ZM231 264H232V263H231Z\"/></svg>", "mask_w": 264, "mask_h": 264}]
</instances>
